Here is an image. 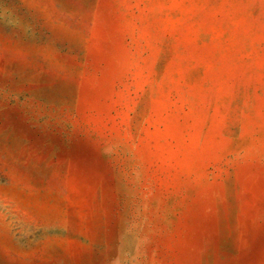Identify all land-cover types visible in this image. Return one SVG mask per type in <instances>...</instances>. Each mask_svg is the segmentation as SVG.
I'll return each mask as SVG.
<instances>
[{"label": "rangeland", "instance_id": "rangeland-1", "mask_svg": "<svg viewBox=\"0 0 264 264\" xmlns=\"http://www.w3.org/2000/svg\"><path fill=\"white\" fill-rule=\"evenodd\" d=\"M0 264H264V0H0Z\"/></svg>", "mask_w": 264, "mask_h": 264}]
</instances>
